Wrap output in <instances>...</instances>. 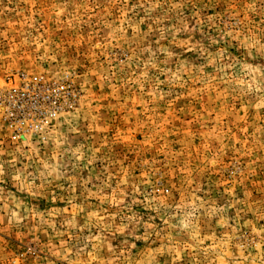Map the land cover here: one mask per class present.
Masks as SVG:
<instances>
[{"label":"rangeland","instance_id":"1","mask_svg":"<svg viewBox=\"0 0 264 264\" xmlns=\"http://www.w3.org/2000/svg\"><path fill=\"white\" fill-rule=\"evenodd\" d=\"M0 264H264V0H0Z\"/></svg>","mask_w":264,"mask_h":264}]
</instances>
